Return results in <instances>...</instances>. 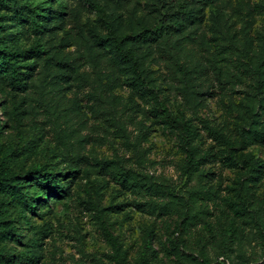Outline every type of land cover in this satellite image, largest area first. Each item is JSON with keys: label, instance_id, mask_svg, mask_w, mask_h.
Instances as JSON below:
<instances>
[{"label": "rangeland", "instance_id": "rangeland-1", "mask_svg": "<svg viewBox=\"0 0 264 264\" xmlns=\"http://www.w3.org/2000/svg\"><path fill=\"white\" fill-rule=\"evenodd\" d=\"M14 7L37 27L8 26ZM160 20L179 32L133 40ZM15 50L0 182H21L0 191V264H264V0H1ZM43 166L59 196L32 185Z\"/></svg>", "mask_w": 264, "mask_h": 264}, {"label": "trees", "instance_id": "trees-1", "mask_svg": "<svg viewBox=\"0 0 264 264\" xmlns=\"http://www.w3.org/2000/svg\"><path fill=\"white\" fill-rule=\"evenodd\" d=\"M160 6L166 5L167 1L170 0H155ZM200 1V0H198ZM1 4V0H0ZM179 15H181L183 18L185 17L186 13L184 12H178ZM30 14V13H29ZM29 14H23L22 12L18 11L14 7V15L12 21L14 22L13 25H8L13 27L15 24H23L27 26H31L32 28L37 27V24L34 22L32 18H29ZM43 19H40V22H42ZM161 26L157 29L152 30H145L141 32L138 35H135L133 37L134 41H145V40H151L154 41L158 38H160L163 33L166 36H172L179 32L181 24L178 22V20H175L174 22H171L169 24H165L164 21L162 22L160 20ZM11 37V34L4 35V37ZM113 49L114 53L125 63L131 66L132 70L135 74H139L138 70V64L133 57V54L125 47V45L121 42H114L113 43ZM27 52L23 51H6V52H0V69L3 70L4 73H9L10 76V83L12 86H17L18 88H23V79L21 73L18 71L19 66H17V62L19 61L18 58H24ZM37 54H41L40 52H37ZM34 57V54L31 55ZM26 58V57H25ZM12 60H14L12 62ZM134 82H136L137 85L144 87V80L143 78H140V75H135ZM259 87H256L255 90L257 91ZM261 101V100H260ZM164 114L170 119V122L173 124L174 127L182 129L183 132L189 131V126L186 124H183L181 122H178L175 119H171L169 117L168 112L166 109H162ZM192 150L188 151L189 160L186 164L185 170L190 169L191 167H194L197 163L196 161L192 160L191 157ZM29 179L32 181V185H35L42 193H51L55 196H59L60 193H62L61 187L58 185L57 175L56 173L52 172L51 170H48L46 167H40L34 171H31L28 173ZM6 183L0 182V191L3 192H9V189L12 185L20 184V179L16 177H10L8 179H5ZM26 209L29 212H32V207L30 205H26ZM8 236H10V233H7Z\"/></svg>", "mask_w": 264, "mask_h": 264}]
</instances>
